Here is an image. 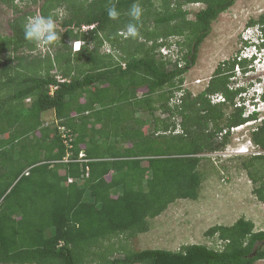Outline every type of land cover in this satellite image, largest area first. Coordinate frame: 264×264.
<instances>
[{"label": "trees", "instance_id": "trees-1", "mask_svg": "<svg viewBox=\"0 0 264 264\" xmlns=\"http://www.w3.org/2000/svg\"><path fill=\"white\" fill-rule=\"evenodd\" d=\"M1 1L18 7L17 0ZM236 1L43 0L42 15L59 19V7L68 11L61 39L50 45L55 50L43 54L24 39L23 25L33 13L12 19L11 34L0 33V264L264 260V230L245 217L209 229L219 241L214 246L134 250L130 245L171 203L199 197L201 154L225 149L231 128L258 115L244 116V106L235 100L246 88L230 84L235 65L247 66V59L219 63L194 96L183 86L213 22ZM133 3L142 9L138 35L124 37L120 31L131 21ZM189 3L204 4L194 19L184 7ZM113 4L117 20L107 15ZM248 23L264 32V12ZM84 24L94 26L83 30ZM174 35L183 36L177 43L184 64L177 61L170 69L160 49L171 45ZM70 40L81 41V48L74 51ZM108 43L115 52L101 51ZM26 48L29 55L37 52L32 58L18 54ZM216 93L223 102H213ZM49 110L55 112L50 121L43 116ZM143 110L153 117L152 130L138 116ZM159 110L169 115L157 116ZM252 140L262 152L244 158L241 167L264 203V121ZM82 150L85 160H79ZM68 154L71 159L64 161Z\"/></svg>", "mask_w": 264, "mask_h": 264}, {"label": "rangeland", "instance_id": "rangeland-1", "mask_svg": "<svg viewBox=\"0 0 264 264\" xmlns=\"http://www.w3.org/2000/svg\"><path fill=\"white\" fill-rule=\"evenodd\" d=\"M17 2V8L20 10L10 7L0 0V33L11 34L10 22L18 14L30 11L33 13L32 17L37 12L40 13L43 0H17ZM203 6V3H189L184 7L190 12L189 18L194 19L195 12ZM262 12H264V0H237L233 6L221 13L218 19L213 22L210 34L200 45L195 64L184 75V89L190 90L193 96L198 94L208 85L219 63L239 58L244 49V35L248 36L253 33L252 30L250 33L247 32L250 26L248 22L251 18H257ZM58 14L60 17L55 21L60 34L66 29L61 25V21L67 16L68 11L64 7H59ZM90 28L92 27L86 30ZM120 32L124 37H127L126 29ZM171 37L169 40L173 42L172 51L170 50V57L166 56L165 58L169 61L168 68L173 69L176 66L174 60L178 56L176 52L180 49L177 42L183 39V36L174 35ZM73 42L70 40L69 45H72L75 51ZM51 48L52 46H39L37 51H41L43 54ZM52 50L55 49L52 48ZM37 51L29 55L30 50L26 48V51H21L18 54H25L32 58L31 54H36ZM101 51L115 52L110 43L103 46ZM256 52L258 59L254 63V67L249 65L244 69L242 65H235L234 74L236 77L231 78L232 86H238L237 84L240 83L248 84L250 81L256 83L259 76H264V50L257 49ZM248 53L251 54V52ZM158 57L161 58L159 55ZM14 60L13 64L19 62L17 58ZM252 68L254 69L252 70ZM252 84L254 83L252 82ZM51 88L55 89L56 87L51 86ZM243 96L245 97L244 94ZM238 99L237 96L235 101L237 102ZM30 101L31 99H27L28 103ZM239 101L242 102V100ZM160 113L159 110L156 115L160 116ZM53 115L54 111H50V113L45 112L43 116L50 121ZM138 116L147 119V125H150V130H152L153 117L144 110L140 111ZM258 117V123L255 125H246L234 133L231 131L228 149L201 154L205 156L200 164L204 179L199 197L197 199H178L171 203L161 215L150 219V229L147 232L131 238V248L134 250L144 248L177 250L182 245L191 243L214 246L219 242L217 235L208 234V230L217 224L231 225L240 217L251 218L255 221L259 218L258 227L264 230V213L261 212L264 210L263 205L253 197L251 190L253 182L247 171L241 167L242 160L252 154L239 153L241 148L250 145L252 131L264 121V111L258 113ZM260 119L263 121H259ZM177 120H180V116L177 117ZM253 144L257 150L262 152L254 141ZM261 219L263 223H260ZM256 264H264V260H259Z\"/></svg>", "mask_w": 264, "mask_h": 264}, {"label": "clouds", "instance_id": "clouds-1", "mask_svg": "<svg viewBox=\"0 0 264 264\" xmlns=\"http://www.w3.org/2000/svg\"><path fill=\"white\" fill-rule=\"evenodd\" d=\"M107 15H108L109 19H111V20H117L119 18L120 13L117 10L115 4H113L111 7H109L107 9ZM128 15L130 16L131 21H134L135 23L130 21L127 24L125 35L127 37L136 38L138 35V26L137 25H138V22L140 21L141 15H142V9H141L140 5L138 3H133L131 8L129 9ZM84 25H86V24H84ZM90 26H93V25H90ZM57 29H58L57 23H56V21L52 15L45 16V15H42L41 13L37 12L34 16L27 19L23 25L24 39L30 43L36 44L37 46H50V45L54 44L55 42H57L58 40L61 39V36H60ZM82 29H83V27H82ZM83 30H86V29H83ZM250 30H252L253 33L249 34L248 36H247V34L244 35V39H245L244 49L239 56V60H242V59L248 60V65L243 66L244 69L249 67V65H253L252 67H254V63L258 59V54L256 52L257 49L258 50H264V32L261 29V26L258 24L257 25H251L247 29V32L250 33ZM73 44H75L74 45L75 51H78L82 46V42L81 41L79 42V40H75L73 42ZM172 44H173V42L171 41V45L167 44V45H163V46H165L166 48H168L169 50L172 51V47H171ZM162 47L160 49V54H162L163 57L169 56V54L165 55L162 52ZM179 51H180V49L176 52V54H178V56L176 57L175 63L178 61L182 65V64H184V62L178 60ZM248 52H251V54H249ZM237 65H239V64H237ZM253 69L254 68H252V70ZM58 79L60 81L66 80L65 78L61 77V75H58ZM61 79H64V80H61ZM252 82L254 84L251 85ZM237 85H238V87L242 86V87L246 88L245 90H243L238 95L239 99L236 102L237 105L244 106V109H245L244 110V116L250 117L251 115H253L255 113L263 112L264 111V99L262 98V94L264 93V76H262V77L259 76L258 80H256V83L254 81H250L248 84H241L240 83ZM256 85H259V87H256ZM52 86H54V85H52ZM51 89H52V92H54V90L56 88L55 89L51 88ZM243 94L245 95V97L243 96ZM212 99H213V102H215V103L216 102H223L224 96L221 93H216V94L212 95ZM239 100H242V102H240ZM258 119H259L258 115L256 117L249 118L248 121H246L245 123L232 127L231 131H232V133H234V131H237L239 128L241 129V128L245 127L246 125H248V126L255 125L256 123H258ZM259 121L262 122L263 119H260ZM254 129H257V127ZM224 132H227V130H225ZM228 146H229V144H228ZM228 146L226 147L227 149H228ZM253 151H258L259 153H261L259 151V149L258 150L256 149V146L253 144V140L251 139L250 145L246 146V148H241L239 153H246L248 155L249 154L254 155ZM81 153H84L83 156H81ZM81 153H80L79 160H85L84 159L85 151L82 150ZM259 153H255V154H259Z\"/></svg>", "mask_w": 264, "mask_h": 264}, {"label": "built area", "instance_id": "built-area-1", "mask_svg": "<svg viewBox=\"0 0 264 264\" xmlns=\"http://www.w3.org/2000/svg\"><path fill=\"white\" fill-rule=\"evenodd\" d=\"M82 27H83V29H87V28H89V27H93V26H90V25H83ZM167 50H169V49L166 48L165 46L162 47V52H163L165 55H168V54L170 55V50H169V51H167ZM174 61H175V60H174ZM61 80H64V79H61ZM61 129H62L63 132H64L65 127L62 126ZM66 135H67V134L64 132V133H63V138H64V139L67 138ZM66 140H68V139H66ZM253 153L255 154V153H259V152H258V151H253ZM83 154H84V153H81V156H83ZM69 155H70V154H68V156L65 157V159H64L65 161H69V160L71 159V158L69 157ZM70 181H72V179H70Z\"/></svg>", "mask_w": 264, "mask_h": 264}, {"label": "crops", "instance_id": "crops-1", "mask_svg": "<svg viewBox=\"0 0 264 264\" xmlns=\"http://www.w3.org/2000/svg\"><path fill=\"white\" fill-rule=\"evenodd\" d=\"M50 111H53V110H50ZM50 111L49 112H46V113H50ZM158 112V111H157ZM139 113V112H138ZM164 114H166L165 116H162V115H164ZM54 115H55V112H54ZM169 114L168 113H166V112H163V111H161V113H160V117H162V118H166L167 116H168ZM157 116H159V115H157ZM154 121V120H153ZM152 121V122H153ZM154 124V123H153ZM152 124V125H153ZM148 126H150V125H148ZM251 190H252V193H253V187L251 188ZM253 197L255 198V199H257L258 200V198L254 195V193H253ZM259 201V200H258ZM260 203H261V205H263V209H264V203L263 202H261V201H259ZM261 212H263L264 213V210H261ZM264 216V215H263ZM251 219V218H250ZM251 220H253V219H251ZM257 221V222H256ZM256 221L255 220H253V222H255V225H256V229L257 230H260V229H262V228H259L258 226H259V218L258 219H256ZM234 223V222H233ZM257 223V224H256ZM260 223H263V220L261 219V222Z\"/></svg>", "mask_w": 264, "mask_h": 264}]
</instances>
